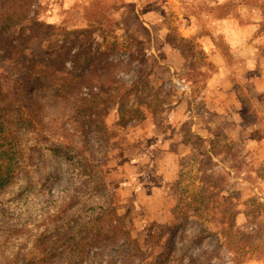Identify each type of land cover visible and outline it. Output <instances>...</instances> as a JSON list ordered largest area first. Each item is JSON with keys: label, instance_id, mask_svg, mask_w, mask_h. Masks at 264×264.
Returning a JSON list of instances; mask_svg holds the SVG:
<instances>
[{"label": "rangeland", "instance_id": "rangeland-1", "mask_svg": "<svg viewBox=\"0 0 264 264\" xmlns=\"http://www.w3.org/2000/svg\"><path fill=\"white\" fill-rule=\"evenodd\" d=\"M252 22L251 38L236 29ZM10 33L53 79L0 51L4 132L19 105L55 143L0 146V264L37 256L39 226L78 210L114 233L80 264H264V0H37ZM65 78L71 101L98 103L104 134L71 115ZM59 144L99 164L103 191L86 192Z\"/></svg>", "mask_w": 264, "mask_h": 264}, {"label": "trees", "instance_id": "trees-1", "mask_svg": "<svg viewBox=\"0 0 264 264\" xmlns=\"http://www.w3.org/2000/svg\"><path fill=\"white\" fill-rule=\"evenodd\" d=\"M36 1L37 0H0V51H2V53L4 51V54L8 51L12 52L10 56L14 60V65L20 66L21 69H26L27 73L30 74L25 77L23 76L24 78L29 79L32 74H37L39 76H45L50 82V79L53 78L51 76V63L49 64V58H42L40 60L43 61L42 68L25 67L22 61L27 59V57L23 54L22 41L20 38H18L19 40L13 38V34L10 33V30L14 29L15 26L28 19L31 7ZM43 81L45 82V80ZM71 84H73L72 79L68 80L67 78L64 79L62 84H56L57 93L60 98L70 103L71 115L73 117L85 119V121L87 119L94 125L97 133L104 134V124L100 119L102 109H99L95 99L92 100L90 98L71 101L69 98L70 96H68L69 93L65 94ZM120 89H124V86L121 85ZM114 97L115 96L112 97L110 93L104 97H98V100L107 101ZM117 106L118 111H120L121 106L119 102H117ZM11 111L18 112L16 117L17 130H15V132L9 131L6 133L2 127V122H0V142H2L0 146L8 142L11 143L14 136L26 139L31 145H38L41 147L48 146L49 143L54 142L50 139V136H45V138L49 139L48 141H41V135L37 133L33 135V131L38 129L40 122H38L36 116L32 112L22 109L19 105H12ZM120 118L123 119L122 114ZM21 140L22 139H17L18 142ZM59 145L60 146L53 148V151L62 154L67 161L76 165L75 170L77 171V176L81 179L85 178L89 180L87 186H85L86 192L90 191V189L92 194H95L96 191L99 190L103 191L105 186L103 181L99 179L100 174H102L99 164H91L83 160V155L78 153L79 150L78 152L75 151V146L73 144L72 146L68 144V149H63V144ZM72 149L73 152L70 154ZM74 158L75 160H73ZM1 166L0 160V167ZM10 170L11 168L6 167L5 172H0V185H3L11 178L9 174ZM67 209L68 208H65L63 212H66ZM83 213L82 210H78L72 218H68L65 222L53 226L47 224L40 225L39 228L41 231L34 232L31 238L34 247L37 248L35 251L38 254L27 260L26 256H24L23 259H21L22 264H41L39 260L44 261L46 264H73L76 260L75 264H80L78 256L84 252L85 247L96 244L97 241L104 240L108 242L114 233L109 231V225L104 222L105 220L102 215H94V212H92V215L90 214L85 220H82L84 216ZM59 218L62 219V216H59ZM58 248L61 252H57ZM31 253L35 255V252Z\"/></svg>", "mask_w": 264, "mask_h": 264}, {"label": "crops", "instance_id": "crops-1", "mask_svg": "<svg viewBox=\"0 0 264 264\" xmlns=\"http://www.w3.org/2000/svg\"><path fill=\"white\" fill-rule=\"evenodd\" d=\"M237 30H239L240 32H249V38H251L252 34L253 33H257L258 32V29H259V24L258 22H252L251 24L249 25H244L242 28H236ZM258 80V79H257ZM249 83H255V80L254 79H250L248 80ZM251 90H256L255 88L250 87ZM258 92H250V95L254 96V95H257Z\"/></svg>", "mask_w": 264, "mask_h": 264}]
</instances>
